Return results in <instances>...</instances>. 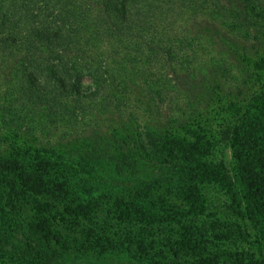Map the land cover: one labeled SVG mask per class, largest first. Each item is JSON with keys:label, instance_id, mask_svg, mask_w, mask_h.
Returning a JSON list of instances; mask_svg holds the SVG:
<instances>
[{"label": "trees", "instance_id": "1", "mask_svg": "<svg viewBox=\"0 0 264 264\" xmlns=\"http://www.w3.org/2000/svg\"><path fill=\"white\" fill-rule=\"evenodd\" d=\"M199 1L0 0V66H4L0 72L4 82L0 112L9 105V96L16 93L30 97L34 104L46 105L70 95L82 98L80 80L84 74L100 92V85L115 80L111 64L125 62L126 70L131 71L135 63L151 61L152 55L163 56L169 63L175 46L149 31L159 27L156 14L165 12L162 4L168 13L178 2L189 7ZM226 1L232 29L246 25L252 31L250 19L264 29V8L259 0ZM19 71L23 76L18 86L11 79ZM192 81L186 77L184 83ZM8 111L14 120L15 114ZM7 112L0 114V123ZM203 119L206 116L199 115L188 122L177 116L156 129H140L134 123L129 134L99 132L97 142L88 136L4 152L0 156V211L17 212L18 202L35 209L25 225L13 218L11 226H6L0 218V227L9 228L2 236L12 241L5 243L10 253L26 264L32 258L36 264H89L87 257L88 262L82 256H72L78 241L73 239L74 247L69 245L57 227L72 215L82 216L100 207L112 191L121 190L134 193L139 200L138 210L132 212L137 225L131 233L142 236L143 242L135 246L133 260L147 257L142 252L146 250L144 238L154 241L165 222L176 221L178 226L169 224L167 228L174 258L153 256L139 263L264 264V90L252 97L234 125L224 129L233 151L236 178L225 160L216 155V130L209 129ZM128 135L133 147L119 149L117 144ZM87 141L88 146L92 144L90 149ZM69 153L79 158L68 157ZM91 157L114 163L113 171L119 170L117 178L107 180L102 173L97 180L92 178L85 162ZM140 161L152 164L160 175L165 173L164 189H177L181 207L166 208L159 200H151L153 188L161 187L162 178H156L153 185L154 179L134 177L141 171ZM12 163L13 167L8 166ZM214 191L222 200L213 196ZM246 221L252 225L255 238ZM99 241L105 246L111 244L108 236H101ZM238 242L249 244V248L237 249L242 245ZM230 243L236 248L225 250L223 245ZM94 246L80 243L84 252L81 249L79 253L87 255L88 250L95 251Z\"/></svg>", "mask_w": 264, "mask_h": 264}, {"label": "rangeland", "instance_id": "2", "mask_svg": "<svg viewBox=\"0 0 264 264\" xmlns=\"http://www.w3.org/2000/svg\"><path fill=\"white\" fill-rule=\"evenodd\" d=\"M259 1L264 8V0ZM162 7L165 12L156 14L159 15V27L149 31L166 38L165 42L175 46V53L172 60L169 58V63L163 56L152 55L149 57L151 61L137 62L131 71L126 70L128 66L125 62L111 64L115 80L100 85V92L95 91L98 86L84 74L80 80L84 97L65 96L49 105L34 104L26 95L16 93L9 96V105L12 107L5 105V110L1 109L0 114L11 110L16 118L12 120L8 111L0 123V156L12 150L32 148L39 144H62L88 136L97 142L99 132L129 134L134 123L140 125V129H156L173 117L183 116L189 122L203 115L206 116L203 120L209 124L208 128L216 130V155L225 160L231 175L235 177L233 151L224 129L229 124L234 125L252 97L264 90V29L258 23L254 25L252 19L249 21L252 31L246 25L240 30L232 29L229 2L226 0H200L189 7L178 2L168 13V7L163 4ZM172 63L173 67L170 66ZM2 69L4 66H0V72ZM20 76H23V71H19V75L11 81L19 86L22 84L19 82ZM186 77L190 81L193 79V83H184ZM2 87L4 82L1 77L0 89ZM91 91H95V94L92 95ZM129 138L128 135L121 139L118 148H132ZM85 143L90 149L92 144L88 146V141ZM67 156L79 158L75 153ZM85 162L92 178L96 179L102 173L107 180H111L119 174L117 168L113 171L114 163H107L106 160L99 161L91 157ZM140 163L141 171L134 177L154 179L153 185L157 184L156 178H162L161 187L158 184L153 188L155 196H151V200H159L166 208L171 205L181 207L183 203L176 196L177 189H164L167 182L165 173L160 175L152 164L151 167L147 162ZM8 166L13 167L14 164ZM213 196L222 200L216 191ZM160 197H163V201ZM102 201L100 207L82 216L72 215L71 220H62L58 225L57 229L65 234L69 245L74 247L73 239L79 243L75 246L78 251L75 249L71 253L73 257L82 256L88 262L87 257L92 264H141L139 262L153 256L162 260L174 258L167 228L169 224L171 227L178 226L176 221L165 222L154 241L148 236L144 238L146 250L142 252L147 257L144 256L141 261L133 260L135 246L143 242L142 236L131 233L137 225L132 212L138 210V198L134 193L117 190ZM24 203L16 204L17 212L0 211V218L6 222V226H11L13 218L25 225L34 216V205ZM245 223L255 238L252 225L248 221ZM5 228L9 232V228ZM7 231L0 227V264H26L18 255L13 256L6 247V240L10 238L2 234ZM101 236H108L111 244L105 246L104 242L99 241ZM87 242L96 248L95 251L88 250V256L83 255L84 250L80 247V243L85 245ZM233 244L223 245V248L232 250L236 248ZM237 244H242L237 249L249 248V244ZM61 245L64 247L65 243ZM81 249L83 252L79 253ZM135 255L139 257V253ZM31 260L29 264H36L33 258Z\"/></svg>", "mask_w": 264, "mask_h": 264}]
</instances>
